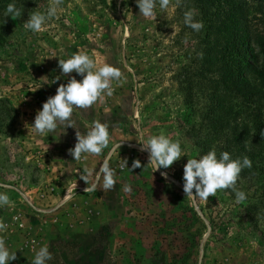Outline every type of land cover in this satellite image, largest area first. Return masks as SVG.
Instances as JSON below:
<instances>
[{"label": "rangeland", "instance_id": "rangeland-1", "mask_svg": "<svg viewBox=\"0 0 264 264\" xmlns=\"http://www.w3.org/2000/svg\"><path fill=\"white\" fill-rule=\"evenodd\" d=\"M9 3L24 8L20 18L5 17ZM175 3L171 0L167 10L157 4L155 18H143L136 0H63L58 17L43 31L33 33L23 23L31 11L45 12L49 0H0V183L10 201L16 199L0 207V219L8 225L0 236L16 255L18 247L31 241L25 236L31 201L11 188L19 184L16 190L26 191L35 184L40 197L44 190V194L67 198L62 206H55L52 227L66 225L58 221L59 213L73 218L77 211L81 216L70 227L66 225L82 230L71 231L74 238L83 242L87 237L82 232L95 228L88 242L92 249L51 250L59 264L66 260L76 264H264L262 148L257 144L252 148L250 143L236 149L222 143L223 133L214 134L207 124L212 115L207 108L210 81L230 69L216 52L230 37L236 36L241 43L248 30L264 31V12L252 0H226L217 8L222 13L209 20L213 9L206 0ZM189 9H195V19L204 23L200 32L184 24V12ZM243 49L255 68L264 67L257 49ZM78 51L90 55L98 67L108 63L120 68L123 76L120 82L113 81L112 96L73 113L72 119L85 134L94 120L110 125L104 158L113 145H121L110 161L117 169L114 189L85 193L80 186L81 195L75 200L66 195L58 180L60 172L27 163L24 138L28 130L38 134L31 125L59 85L71 76L83 79L75 72L61 76L58 66L59 59ZM56 76L61 79L51 84ZM75 131L69 127L66 134L60 129L50 134L75 137ZM141 133L145 140L160 133L179 140L185 156L170 168L153 172L149 153L140 150ZM53 143L51 139L50 148L55 147ZM213 148L217 156L227 151L232 159H251L252 168L243 169L237 181V189L246 193L245 201L237 202L231 189L218 191L208 201L193 200L184 193L187 160ZM125 158L129 169L135 159L141 167L120 171V159ZM161 172L168 173L167 179ZM48 175L54 188H37L40 178ZM125 184L131 185V193L123 191Z\"/></svg>", "mask_w": 264, "mask_h": 264}, {"label": "clouds", "instance_id": "clouds-1", "mask_svg": "<svg viewBox=\"0 0 264 264\" xmlns=\"http://www.w3.org/2000/svg\"><path fill=\"white\" fill-rule=\"evenodd\" d=\"M182 0H176L175 6H180ZM63 0H49L47 10L31 11L29 18L23 23L26 30L33 33H39L45 29L47 24L58 17L60 6ZM139 8V15L143 18H155L156 7L159 4L161 10H167L171 0H136ZM24 8H18L15 3H9L5 10V17H11L16 20L22 16ZM196 10L189 9L184 12V24L195 32H200L204 28L203 21L195 19ZM6 23V21L4 22ZM202 57V53L200 54ZM58 66L61 69V76H68L75 72L82 76V80H77L76 76H71L67 83H61L56 89L54 96H49L42 105V110H38L31 125L36 133L47 134L56 133L58 129L61 134H66V130L71 127L75 129L76 143L74 148H69L68 153L74 160L86 158L85 154L95 156L101 155L110 145V125L107 122L94 120L92 126L85 133H82L76 121L72 119L76 110H87L98 101L103 102L105 96H112L115 89L113 81L120 82L123 73L120 68L105 63L97 66L96 61L84 51L73 53L68 59H59ZM127 67V65H125ZM56 76L51 80V84L61 79ZM47 77V76H45ZM47 83V81L45 82ZM138 142L142 145L141 151H147L148 165H151L153 172L161 168L168 169L174 162L180 160L185 153L182 151L179 140L173 141L164 133L151 135L146 140L141 133ZM120 143L111 147L108 155L104 158L99 170L85 168L80 178L87 184L84 192H95L98 189L109 191L114 189L117 183V169L110 166L112 155L117 149H120ZM120 171L128 168V160L120 159L118 165ZM141 161L135 159L132 162L131 169L140 168ZM252 168V161L249 157L243 159H232L227 151H223L217 156L215 148L199 158L187 160L183 169V191L187 197L195 200L199 198L208 201L210 196L215 197L220 190L231 189L235 192L237 202H243L247 199L244 191L237 189V181L243 169ZM161 175L167 179L168 173L161 172ZM94 177V180L91 178ZM102 179V185H101ZM123 191L132 192V187L125 184ZM11 204L10 198L6 192H0V207ZM8 225L0 219V232L6 231ZM17 259L16 251H10L6 246V239L0 236V264H9V261ZM53 253L49 250V245H43L36 253L32 264H48L53 260Z\"/></svg>", "mask_w": 264, "mask_h": 264}, {"label": "crops", "instance_id": "crops-1", "mask_svg": "<svg viewBox=\"0 0 264 264\" xmlns=\"http://www.w3.org/2000/svg\"><path fill=\"white\" fill-rule=\"evenodd\" d=\"M51 139H53V144L55 145V147L50 148L49 144H51ZM24 141L26 142V147L24 152L25 154H23L25 155L24 157L27 163H30L31 165L36 163L43 168L45 167L46 169H49L51 171L55 170L56 173L60 172V174H58L60 176L58 180H60L63 188L66 190V195L68 194V197L75 200H77L81 195L80 192H78V188L80 186H83L84 188L87 187V184L82 179H77L78 175L80 173L82 174L83 169L85 168L96 169L98 171L101 163L104 160V152L99 156L85 154L86 158H82L78 161L74 160V158L68 153V149L74 148L75 143L77 142L76 137L72 135L62 136L57 134L56 137L51 136L50 133L35 135V132L33 130L30 132L28 130V134L25 136ZM107 151L108 150L106 149V152ZM58 180L56 182H58ZM92 180H94V178ZM18 186L19 184H15V187ZM47 186H55L50 182L49 175L43 176L42 179L40 178L37 188H46ZM15 187L11 189L16 191L18 196H26L31 201L28 205L29 208H27L28 226L26 228L25 235L26 240L29 238L31 239V241L27 240L28 245L18 247L20 248V251H18L20 254L17 255V259L14 260L12 264H32L35 253L45 244L49 245L50 251L59 249L64 250L65 248H69L75 251L78 248L81 249L84 246L92 249L91 245H89L88 242L91 241V235L92 232H95V228L90 229V231H88L87 233L82 232V235H85V238L87 237L82 242L74 238L73 232H71H81L82 230L80 228L77 229V227H66V225L70 227L72 224L71 221H75L77 220V216H81L79 212L76 211V213L73 214V218H70V216L61 215L59 213L58 221L64 224L66 223V225L64 226L60 225L61 228H56L54 226L52 227L50 224V222L54 220L55 206L61 205V203L63 202L66 203L67 198H61V196L59 195L57 197H53L52 195L44 194V190L42 191V197H40L35 192V184H31L30 186H28L27 189L29 190L26 191H18ZM3 188H5V186L3 185V183H0V192H7ZM13 200L11 202H13ZM46 205H49V207L54 206V208H52L51 210L47 209ZM43 236H46L48 239L43 240ZM50 240L52 241V243H50ZM22 241H25V239ZM21 250L25 251L22 252ZM59 263L60 262H56L54 260L48 262V264ZM63 264H76V262L66 260L63 262Z\"/></svg>", "mask_w": 264, "mask_h": 264}, {"label": "trees", "instance_id": "trees-1", "mask_svg": "<svg viewBox=\"0 0 264 264\" xmlns=\"http://www.w3.org/2000/svg\"><path fill=\"white\" fill-rule=\"evenodd\" d=\"M224 1L206 0L207 7L213 9L209 20L222 13L217 8ZM252 1L259 4L264 12V0ZM238 22L241 24V19ZM243 47L257 49L264 61V31L248 30L241 43L236 36L230 37L216 52L224 65H230V69H225L219 79L210 81L207 108L212 115L207 118V124L214 134L223 133L222 143L236 149L239 145L240 149H245L250 143L252 148L257 144L264 153V67L255 68L253 59L248 57ZM226 132L229 137L225 136ZM262 158L260 165L264 168V156ZM261 186L264 188V182Z\"/></svg>", "mask_w": 264, "mask_h": 264}]
</instances>
